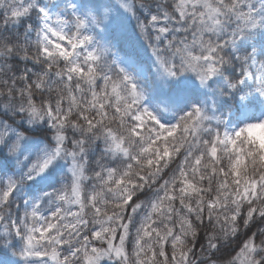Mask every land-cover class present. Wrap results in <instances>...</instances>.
Masks as SVG:
<instances>
[{"label": "snow or ice", "instance_id": "obj_1", "mask_svg": "<svg viewBox=\"0 0 264 264\" xmlns=\"http://www.w3.org/2000/svg\"><path fill=\"white\" fill-rule=\"evenodd\" d=\"M115 3L0 0V264H264V0Z\"/></svg>", "mask_w": 264, "mask_h": 264}, {"label": "trees", "instance_id": "obj_2", "mask_svg": "<svg viewBox=\"0 0 264 264\" xmlns=\"http://www.w3.org/2000/svg\"><path fill=\"white\" fill-rule=\"evenodd\" d=\"M96 3H104V0H95ZM111 10L112 7L115 8H119V5H116L115 0H109L108 4H107ZM115 14V13H113ZM131 26L134 27L135 26V21L132 20L131 21ZM103 34H101L102 36ZM141 44V60H142V64L150 65L151 63H154V58L151 55V51L147 48L146 45L143 44V42H140ZM148 70V74L152 71L151 67H147ZM145 83H144V87L147 89L146 91V101H148L151 106L152 103L154 102L155 96L158 95V86L156 85L154 79H150L149 75H148V79H144ZM165 113L167 116H171V112H169L167 109H164ZM46 131V129H45ZM33 133L35 135H43L42 132H36L35 129H33ZM48 139L50 140L51 137L49 136ZM36 143L39 144V146L42 148L44 146V141L40 140V141H36ZM28 154V153H25ZM21 159H23V156L20 157ZM0 171L3 174L4 179L3 180H7L8 177H15L20 169L18 168V166L16 165L15 161L13 160H8V161H4V160H0ZM67 172V166L64 165V162H61V168L59 169L58 173H64ZM44 189L46 191H53L54 189L48 185H42V184H36L31 188H25L23 190V193L17 198V202L19 204H21V208L17 209V211L22 215V207H23V201L24 200H33L35 199L37 196L41 195V189ZM146 196L144 194L141 195V199H145ZM245 229L241 230V239H243V232H245ZM14 259H19V257H14Z\"/></svg>", "mask_w": 264, "mask_h": 264}, {"label": "clouds", "instance_id": "obj_3", "mask_svg": "<svg viewBox=\"0 0 264 264\" xmlns=\"http://www.w3.org/2000/svg\"><path fill=\"white\" fill-rule=\"evenodd\" d=\"M109 0H104V3H101V12L103 6L107 5ZM116 2V0H115ZM147 67H151L152 71L148 74L150 79H154L156 85L158 86V95L155 96L154 102L152 103V109L158 112L161 116H167L164 109H167L171 112V101L177 89L182 87L185 82L190 87L199 88V80L194 78V74L191 72H185L178 75L176 78L168 79L164 76V73L155 65V63H151L147 65ZM239 71V69H237ZM222 83V82H221ZM220 87V84H212L211 88L213 92L206 93L208 99L212 98L213 93L216 89ZM147 91V89L145 88ZM148 107V105H145ZM64 165L68 168L71 166L69 163L64 162ZM67 172L64 173H57V178L59 179L60 176L66 175ZM213 231H216L215 225L211 226ZM217 264H225L224 258H219Z\"/></svg>", "mask_w": 264, "mask_h": 264}, {"label": "rangeland", "instance_id": "obj_4", "mask_svg": "<svg viewBox=\"0 0 264 264\" xmlns=\"http://www.w3.org/2000/svg\"><path fill=\"white\" fill-rule=\"evenodd\" d=\"M142 75H143L144 79H148V70H147L145 64H142ZM146 105H148L149 107H152L148 101H146ZM237 126L238 125H233V127H237ZM239 126H242V125H239ZM0 179H4L1 171H0Z\"/></svg>", "mask_w": 264, "mask_h": 264}]
</instances>
